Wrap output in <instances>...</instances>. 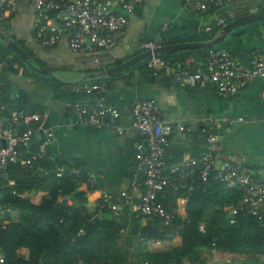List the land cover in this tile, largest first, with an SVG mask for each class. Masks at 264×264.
<instances>
[{"label": "crops", "instance_id": "crops-1", "mask_svg": "<svg viewBox=\"0 0 264 264\" xmlns=\"http://www.w3.org/2000/svg\"><path fill=\"white\" fill-rule=\"evenodd\" d=\"M111 1L112 10L122 13L117 2ZM224 11L226 24L240 16L264 12V0H232ZM125 15L127 26L119 33L113 48L77 53L68 48L65 38L48 47L38 45L32 34L33 2L20 0L12 13L3 16L6 21L0 24V34L22 48L31 64L45 69L51 77L31 71L14 54L7 52L0 40V119L6 122L18 112L39 115L38 129L31 133L28 145L23 149L26 155L38 153L37 164L31 173L42 179L52 174L55 168L66 167L68 174L79 175L83 181H79L74 191L84 193L87 198L86 202L76 203L79 211L84 218L98 221L110 216L107 219L112 220L117 228L114 244L122 263L250 264L247 261L249 254L211 246L194 247V257L192 254L177 257L172 253L181 245L176 226L164 225L151 217H140L129 206L118 205L110 215L96 209V202L104 193L111 195L113 203H118L119 193L126 192L131 195L132 204L137 203L141 190L132 185L133 145L141 138L132 126L130 112L136 100L155 103L163 125L169 131L163 153L165 167L175 166L184 158L204 155L209 133L218 140L223 159L250 171L264 172V110L260 107L264 79H253L233 95L224 97L211 85L177 86L164 75L152 76L138 65L112 78L97 77L99 72L144 51L146 44L157 47L199 42L188 40L211 34L213 24L217 27L218 16L186 7L183 0H144L140 7ZM257 22L234 29L215 48L230 52L242 68L248 69L252 57L259 55L264 59V24ZM219 30L218 27L214 36ZM194 50L176 59L191 57L196 64H202L204 49ZM94 58L97 63L92 62ZM96 80H101L96 83L100 86L97 90H75L89 87ZM100 99L118 112L114 124L97 130L75 126L71 106H89ZM238 118L241 120L237 121ZM23 129L18 124L15 132L20 133ZM10 178L14 185L6 190L13 191L12 195L26 199L32 205H38L49 196L45 187L50 183L47 180L42 181L37 189L24 188L17 192L16 180ZM253 181L264 183V174L255 176ZM212 196L214 202L218 200L216 197H222L223 201L232 194L222 187V191ZM63 198H57V203ZM186 202L177 199L175 209L178 217L188 222ZM231 207L232 204L224 203L222 207H212L195 217L198 232L202 233L204 223L213 221L212 216L217 215L211 210L220 209L229 219ZM8 208L2 202L0 192V212L8 214L5 222L16 223L17 211ZM147 235L149 238H145ZM18 254L26 258L27 251L21 248ZM258 259L264 261L263 256L258 255Z\"/></svg>", "mask_w": 264, "mask_h": 264}, {"label": "built area", "instance_id": "built-area-1", "mask_svg": "<svg viewBox=\"0 0 264 264\" xmlns=\"http://www.w3.org/2000/svg\"><path fill=\"white\" fill-rule=\"evenodd\" d=\"M20 0H0V19L14 11ZM144 0H115L122 10L114 12L111 0H32L34 17L32 23L33 39L43 47L56 44L65 38L72 52L94 53L106 51L116 45L117 37L127 26L125 13L140 7ZM232 0H183V5L197 12H208L212 8H226ZM217 27L225 25L223 18L216 19ZM154 46L146 44L145 50ZM93 63H97L94 58ZM144 70L152 75H164L177 86L195 88L211 85L220 96L228 97L253 79H264V59L257 55L252 57L249 68L244 69L233 55L223 49L205 50L202 64H196L191 57L166 59L150 57L143 63ZM98 85L76 88V91H93ZM260 107L264 110V86L260 91ZM1 108V107H0ZM73 123L79 127L100 129L112 125L118 112L112 106L97 100L86 106H71ZM132 126L141 140L133 145L134 175L132 185L141 190L137 203L132 204V197L120 192L118 203L112 202L111 195L101 194L96 208L114 212L118 205L129 206L140 217H153L164 225H169L178 217L175 209L176 197L172 206H164L159 199L166 195L189 194L208 182L239 188L241 197L236 206L228 210V224H233L237 213L252 217L264 233V183L254 182L253 178L262 171H250L223 159L218 140L212 134L206 135L207 151L204 155L184 158L179 164L165 167L163 153L168 142V129L163 125L158 107L150 100H136L131 105ZM241 119L238 118L237 121ZM39 115L18 112L3 122L0 119V189H10L14 182L8 175V165L15 164L21 169H32L38 161V153L26 155L23 149L29 142L31 133L38 129ZM264 121V119H263ZM22 125L23 131L15 132L16 125ZM182 128H179L181 130ZM41 150H38L40 152ZM62 168L54 169L59 177ZM13 194V191H11ZM65 203H70L64 197ZM0 212V229L4 227ZM214 246V243H211ZM0 255V264L3 263Z\"/></svg>", "mask_w": 264, "mask_h": 264}, {"label": "trees", "instance_id": "trees-1", "mask_svg": "<svg viewBox=\"0 0 264 264\" xmlns=\"http://www.w3.org/2000/svg\"><path fill=\"white\" fill-rule=\"evenodd\" d=\"M224 10L225 8H212L208 12L215 13L218 18H224ZM5 21L6 19H0V24ZM257 23L264 24V21ZM217 30L218 27L213 24L211 34L198 36L188 41L211 40ZM4 48L7 52L14 54L6 46ZM193 51L195 50H184L161 57L176 59L179 55L190 54ZM14 55L21 62L19 57ZM143 63L144 61L138 66L143 67ZM99 82L101 80H96L92 85ZM66 169L63 167L59 177H55L52 171V174L41 179L33 175L31 169H21L15 164L8 165V175L16 180L17 192H21L24 188L37 189L44 180L50 183L45 186L49 196L43 198L38 205H32L26 199L12 195L9 190H0L2 202L9 207L8 210L18 213L16 223L5 222L4 227L0 229L2 264H99L100 261H103L101 264H124L114 244V233L117 228L113 226L112 220L107 219L110 216L98 221L81 215L76 203L86 202L87 198L84 193L74 190L83 179L80 180L79 175L68 174ZM222 187L232 196L223 201H221L222 197H216L219 201L213 202V193L222 191ZM66 196L70 199L69 205L64 201L57 203V198ZM184 196L187 197L185 210L189 221L176 217L171 223L178 228L181 238L180 248L172 252L175 256L192 254L194 257V247L211 246V243H214L213 247L224 251L249 254L247 261L250 264H264V261L258 259V255L264 257V233L249 215L239 212L234 216L233 224H228V219L220 209L211 210L217 214L212 216L214 220L204 223L202 233L197 230L196 218L204 211L216 206L222 207L224 203L236 206L241 197L239 188L208 182L189 194L179 193L173 197L166 195L159 200L164 206H172L176 197ZM97 210L105 215L113 213L107 209ZM1 214L2 220L6 221L8 214ZM145 238H149V235ZM21 248L26 249V258L18 254Z\"/></svg>", "mask_w": 264, "mask_h": 264}, {"label": "water", "instance_id": "water-1", "mask_svg": "<svg viewBox=\"0 0 264 264\" xmlns=\"http://www.w3.org/2000/svg\"><path fill=\"white\" fill-rule=\"evenodd\" d=\"M257 21H264V12H257L254 14H248L232 19L231 21L227 22L224 26L220 28L216 36H214L211 40L208 41L176 43L166 46H157L154 47L152 50H144L141 53L133 56L132 58L114 67H110L107 68L106 70L99 72L97 74V77L112 78L129 68H133L134 66L147 60L150 57L168 56L170 54L184 50L208 49L215 47L234 29L243 26L244 24L257 22ZM0 40L3 42L4 46L9 48L14 54H16L21 60V62L31 71L46 77H51V74L45 69L32 65L27 53L17 44L12 42L10 39L2 36L1 34H0ZM0 143L1 146H3V142L1 141Z\"/></svg>", "mask_w": 264, "mask_h": 264}]
</instances>
